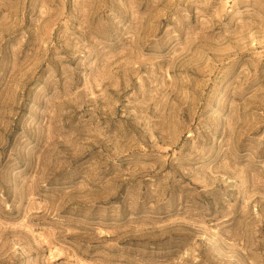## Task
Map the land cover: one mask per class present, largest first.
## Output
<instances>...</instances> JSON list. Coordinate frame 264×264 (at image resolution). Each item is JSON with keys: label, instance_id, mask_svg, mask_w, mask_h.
Segmentation results:
<instances>
[{"label": "rangeland", "instance_id": "374dc122", "mask_svg": "<svg viewBox=\"0 0 264 264\" xmlns=\"http://www.w3.org/2000/svg\"><path fill=\"white\" fill-rule=\"evenodd\" d=\"M0 264H264V0H0Z\"/></svg>", "mask_w": 264, "mask_h": 264}]
</instances>
